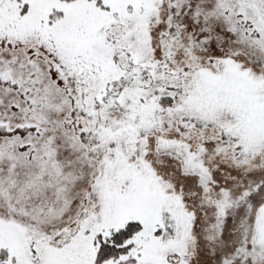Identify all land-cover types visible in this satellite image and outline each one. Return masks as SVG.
<instances>
[{"label":"snow or ice","instance_id":"1","mask_svg":"<svg viewBox=\"0 0 264 264\" xmlns=\"http://www.w3.org/2000/svg\"><path fill=\"white\" fill-rule=\"evenodd\" d=\"M0 264H264V0H0Z\"/></svg>","mask_w":264,"mask_h":264}]
</instances>
